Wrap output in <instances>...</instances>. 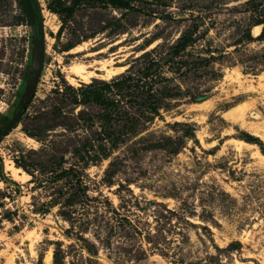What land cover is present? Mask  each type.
I'll use <instances>...</instances> for the list:
<instances>
[{
	"label": "rangeland",
	"instance_id": "obj_1",
	"mask_svg": "<svg viewBox=\"0 0 264 264\" xmlns=\"http://www.w3.org/2000/svg\"><path fill=\"white\" fill-rule=\"evenodd\" d=\"M72 1L37 0L31 92L35 25L0 0V131L29 96L0 138V264H264V0ZM113 57L111 79H66ZM151 60L178 96L150 118L121 76Z\"/></svg>",
	"mask_w": 264,
	"mask_h": 264
},
{
	"label": "trees",
	"instance_id": "obj_2",
	"mask_svg": "<svg viewBox=\"0 0 264 264\" xmlns=\"http://www.w3.org/2000/svg\"><path fill=\"white\" fill-rule=\"evenodd\" d=\"M19 1L23 5L24 12L27 15L28 24L35 25V18L33 14L31 0H19ZM83 1L84 0H73L72 5L67 7L66 9V13H67L66 16H70L76 10V8H78L82 4ZM87 1L104 2V3L110 4L111 6L115 8H129L130 7L128 0H87ZM255 25H263L261 34L255 39H251V38L250 39L251 41L253 40L263 41L264 40V19L257 21ZM190 42H191V35L189 33L183 34L181 37L178 38L177 42L172 47V51H173L172 53L177 54V53L185 51V49L190 45ZM156 65H157V61L151 60V61H148L143 66V68L137 72L138 75L129 74V75L121 76V80L124 82L132 81L136 79L135 84L137 85V88L139 89V91L141 90L140 97L142 98L141 100L143 104H146L147 100H151L149 102V105L145 106L146 108H148L147 112L148 114H150L149 115L150 118L159 116V110L162 108L161 100L164 97L172 98L174 96H178V93L177 94L171 93L166 86H163L162 90L156 88L157 85L161 84V80L164 79L163 72L159 70L158 67H154ZM109 85L110 84H107V87H110ZM86 100H92L99 105L105 106L106 109H108L110 105H112V99L110 100L108 97L104 98L101 94L94 92V91L91 92V94L88 97H86ZM4 120H5L4 124L6 125L9 122V119L4 117ZM15 125L13 127H15ZM241 139H243L245 142H248V143H253V144L257 143L260 146V148H262L260 141L252 137L249 134H244L243 137H241ZM116 145L117 143L115 142L111 144L112 147H115ZM152 146H157V143L152 144ZM17 192L19 191H16V193Z\"/></svg>",
	"mask_w": 264,
	"mask_h": 264
},
{
	"label": "bare ground",
	"instance_id": "obj_3",
	"mask_svg": "<svg viewBox=\"0 0 264 264\" xmlns=\"http://www.w3.org/2000/svg\"><path fill=\"white\" fill-rule=\"evenodd\" d=\"M258 31H259V26H255L254 33H257ZM78 47H81V46H78ZM78 47H74L71 50L74 51V53H78L80 51L78 50ZM112 55L114 54H111V56ZM113 59L114 57L111 58L110 60L105 59V60H100L96 62H91L88 64H85L83 62H77V63L71 64L70 66L66 67V79L70 84H76L78 82H89L90 79L93 77H101L105 80L111 79L115 75H117L119 71L123 69V67H116L112 65L114 64ZM12 174L15 178L21 177L19 174H17L16 169L12 170Z\"/></svg>",
	"mask_w": 264,
	"mask_h": 264
},
{
	"label": "water",
	"instance_id": "obj_4",
	"mask_svg": "<svg viewBox=\"0 0 264 264\" xmlns=\"http://www.w3.org/2000/svg\"><path fill=\"white\" fill-rule=\"evenodd\" d=\"M33 14L35 18V28H36V49H35V60L32 69V73L29 80L28 90L31 91L35 88L36 83L38 81L40 71L43 64V57H44V32H43V23L40 15L39 5L37 0H31ZM28 94V92H27ZM29 102V96L26 97L20 102L18 110L16 113L11 117L9 122L6 126L0 131V138L5 136L10 129L18 122V119L22 113V110L26 108L27 103Z\"/></svg>",
	"mask_w": 264,
	"mask_h": 264
}]
</instances>
